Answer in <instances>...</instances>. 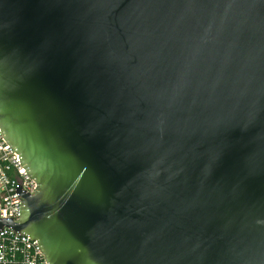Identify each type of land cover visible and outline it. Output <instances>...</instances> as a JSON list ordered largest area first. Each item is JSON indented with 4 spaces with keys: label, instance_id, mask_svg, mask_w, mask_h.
<instances>
[{
    "label": "water",
    "instance_id": "water-1",
    "mask_svg": "<svg viewBox=\"0 0 264 264\" xmlns=\"http://www.w3.org/2000/svg\"><path fill=\"white\" fill-rule=\"evenodd\" d=\"M0 131L47 264H264V0H0Z\"/></svg>",
    "mask_w": 264,
    "mask_h": 264
},
{
    "label": "built area",
    "instance_id": "built-area-1",
    "mask_svg": "<svg viewBox=\"0 0 264 264\" xmlns=\"http://www.w3.org/2000/svg\"><path fill=\"white\" fill-rule=\"evenodd\" d=\"M33 196L36 183L20 165L18 155L8 146L0 131V219H20L21 201L15 189ZM0 264H47L36 241L16 235L9 227L0 230Z\"/></svg>",
    "mask_w": 264,
    "mask_h": 264
}]
</instances>
